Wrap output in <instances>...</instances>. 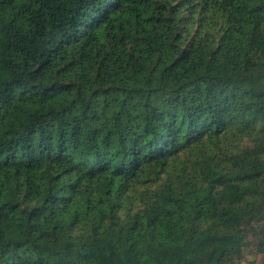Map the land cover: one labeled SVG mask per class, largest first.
Listing matches in <instances>:
<instances>
[{"label":"trees","instance_id":"obj_1","mask_svg":"<svg viewBox=\"0 0 264 264\" xmlns=\"http://www.w3.org/2000/svg\"><path fill=\"white\" fill-rule=\"evenodd\" d=\"M264 264V0H0V264Z\"/></svg>","mask_w":264,"mask_h":264},{"label":"rangeland","instance_id":"obj_2","mask_svg":"<svg viewBox=\"0 0 264 264\" xmlns=\"http://www.w3.org/2000/svg\"><path fill=\"white\" fill-rule=\"evenodd\" d=\"M260 255H255V254H247L245 258L242 259L241 264H259L261 260Z\"/></svg>","mask_w":264,"mask_h":264}]
</instances>
